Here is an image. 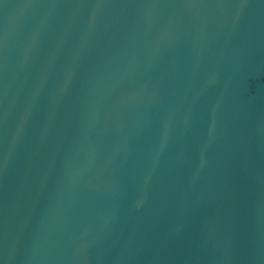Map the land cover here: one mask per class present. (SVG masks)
<instances>
[{
	"label": "water",
	"instance_id": "obj_1",
	"mask_svg": "<svg viewBox=\"0 0 264 264\" xmlns=\"http://www.w3.org/2000/svg\"><path fill=\"white\" fill-rule=\"evenodd\" d=\"M0 264H264V0H0Z\"/></svg>",
	"mask_w": 264,
	"mask_h": 264
}]
</instances>
